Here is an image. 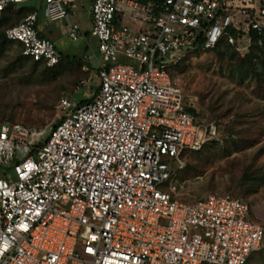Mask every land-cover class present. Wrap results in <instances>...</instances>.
<instances>
[{
	"label": "built area",
	"instance_id": "obj_1",
	"mask_svg": "<svg viewBox=\"0 0 264 264\" xmlns=\"http://www.w3.org/2000/svg\"><path fill=\"white\" fill-rule=\"evenodd\" d=\"M28 0H0L6 6ZM65 0H44L48 20ZM145 28L116 26L118 0H92L99 91L84 103L58 100L41 132L0 122V264H244L264 238L247 202L210 193L185 202L176 173L188 151L215 137L185 110L167 68L222 37L264 34V0H120ZM36 12L4 30L21 54L53 67L54 42ZM78 24L68 35L75 39ZM245 37V38H244Z\"/></svg>",
	"mask_w": 264,
	"mask_h": 264
},
{
	"label": "rangeland",
	"instance_id": "obj_2",
	"mask_svg": "<svg viewBox=\"0 0 264 264\" xmlns=\"http://www.w3.org/2000/svg\"><path fill=\"white\" fill-rule=\"evenodd\" d=\"M239 38L220 48L222 55L193 52L170 70L199 122L216 128L208 144L185 154L189 167L177 182V196L189 202L210 193L237 197L250 205L252 216L264 229V183L256 193L246 195L243 190L248 183L242 180L257 167L264 170V43L257 50L259 58L249 67L241 59L251 44L243 36ZM17 49V44H12L0 55V105L6 110L0 122H22L40 131L43 138L57 122L61 97L75 103L95 97L97 73L79 69L76 62L62 63L56 79L30 76L27 63L20 71L6 70ZM262 251L254 252L248 263L264 264Z\"/></svg>",
	"mask_w": 264,
	"mask_h": 264
},
{
	"label": "crops",
	"instance_id": "obj_3",
	"mask_svg": "<svg viewBox=\"0 0 264 264\" xmlns=\"http://www.w3.org/2000/svg\"><path fill=\"white\" fill-rule=\"evenodd\" d=\"M137 1L143 2L145 0ZM91 2L92 0H65L67 16L53 21L48 20L43 15L44 0H28L18 5L10 6L14 11L20 9L26 13L29 11L36 12L35 28L37 32L42 37L54 42L56 50L60 54L80 58L83 63L82 68L90 74L93 72L97 73V64L100 60V55L97 51V41L90 33L92 25ZM117 4V10L114 14V24L116 26L126 25L134 30L145 28L146 24L138 18L133 19L120 0H118ZM21 16L19 15L15 18L16 20H14L13 24L17 23L22 18ZM72 23L78 24V34L75 39L68 35Z\"/></svg>",
	"mask_w": 264,
	"mask_h": 264
},
{
	"label": "trees",
	"instance_id": "obj_4",
	"mask_svg": "<svg viewBox=\"0 0 264 264\" xmlns=\"http://www.w3.org/2000/svg\"><path fill=\"white\" fill-rule=\"evenodd\" d=\"M22 12L23 11H21L20 9L14 11L11 6H8V7L6 6L2 10V12L0 14V55L6 49L11 47L12 44H17V47H18V49L15 51L14 58L9 60V61H7V66L5 68L6 70L20 71V70L23 69V64L27 63L28 66L30 67V72H31L30 76L42 77V79H47V78L56 79L57 70L60 68L62 63L65 65L67 62H71V63L76 62L77 64H79V69L82 67V65H83L82 60L80 58H76L75 56H69V55L60 54L61 55V60L58 62V64H56L53 67H47L41 61H39V62L33 61L30 58L23 56L21 54V51H22L21 43L15 42V41H9L4 36V30L8 26H10V25H12L14 23V20H16L15 18H17L19 15H22L21 17H23L27 13H30V11L27 12V13L25 11L23 13ZM228 33L231 34L235 38V40L239 39V36H240V32L239 31H237V30H235L233 28H229L228 29ZM249 37H250V44H251V45H249L250 51L247 52V54L241 59V61L243 63L248 64L249 67H252L254 59H258L259 58L257 50H258L259 47H261V44L264 43V34L263 35H257L255 32L250 31L249 32ZM228 44L229 43L227 42V39L224 36V37H222L219 40V42L216 44V46L214 48H212L210 50H207V51H215V52L218 53V55H222L223 51L220 48H222L223 46H227ZM198 51H202V50H195L194 52H198ZM178 63L167 68V72L170 75V77H171L170 70L174 66L178 65ZM63 67H65V66H62V68ZM98 91H99V85L97 86L93 96H96ZM85 101H87V100H83V101H81V103H84ZM185 104H187V105L184 106L185 110H187L188 112L192 113L195 116L196 121L199 122V119L197 117V114H196V111L194 109V106L192 104H190V102L187 103V101H186ZM5 111H6L5 110V106H1L0 105V116L3 115L5 113ZM12 117H13L12 115H8V119H13ZM7 122H12V121H7ZM21 124H23V123L21 122ZM23 125H25V124H23ZM25 126H27V125H25ZM27 127H29V126H27ZM29 128H31V127H29ZM47 134H48V132H47ZM46 137H47V135L42 138V141H44L46 139ZM208 143L209 142L207 141L205 144H203L201 146V148H199L197 150H193V151H196V152L199 151L200 149H202ZM188 167H189V165H187V164L185 165L184 164V166L177 171V173H176L177 182L180 180V177H182L185 174L186 170H188ZM257 168L260 169V170L257 169V170H255L253 172H250V174H248V175H243L242 176V180H244L243 181L244 184L248 183V186L243 190V192L246 193V195L247 194L248 195L249 194L252 195V194L256 193L258 185H260L261 183H264V170H263L262 167H257ZM185 202H189V201H185ZM249 207H250V205H249ZM250 209H251V207H250ZM263 245L264 244L262 242L260 247L254 252H257L259 250H263L262 252L264 254ZM251 255H250V257H251ZM250 257L248 258V260L244 264H249L248 261H249Z\"/></svg>",
	"mask_w": 264,
	"mask_h": 264
}]
</instances>
